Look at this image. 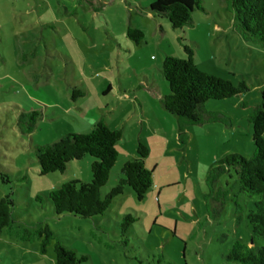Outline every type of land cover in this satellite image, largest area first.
<instances>
[{"label":"rangeland","instance_id":"rangeland-1","mask_svg":"<svg viewBox=\"0 0 264 264\" xmlns=\"http://www.w3.org/2000/svg\"><path fill=\"white\" fill-rule=\"evenodd\" d=\"M154 1L0 0V173L3 167L14 177L13 187L0 179V200L14 188L18 224H47L65 247L88 257L83 264H237L225 258L235 241L264 245L247 225L252 199L239 192L233 171L213 178L212 198L204 197L210 166L254 152L251 116L264 105V47L235 31L223 0H203L193 26L179 30L149 16ZM129 29L143 32L140 44ZM183 45L204 73L248 86L239 96L209 101L201 124L179 120L162 104L169 93L162 62L186 58ZM31 112L38 114L34 122ZM100 118L124 134L103 193L122 177L123 164L138 157L139 142L149 149L145 167L153 186L142 201L126 188L91 220L56 218L50 202L41 205L36 196L69 181L90 182L93 159L40 176L34 147L87 134ZM127 215L137 221L124 248L120 225ZM0 264H56L53 244L42 254L40 240L22 242L4 230Z\"/></svg>","mask_w":264,"mask_h":264},{"label":"trees","instance_id":"trees-1","mask_svg":"<svg viewBox=\"0 0 264 264\" xmlns=\"http://www.w3.org/2000/svg\"><path fill=\"white\" fill-rule=\"evenodd\" d=\"M225 11L232 16L233 28L245 41L264 47V0H223ZM195 10L204 12L203 0H155L150 6V13L157 18L167 20L173 30L193 26L192 14ZM128 36L136 44L143 41L141 30H128ZM186 58L165 56L162 62V76L169 87V93L163 98V107L179 120L193 124H201L207 114L205 105L209 101H222L244 94L248 86L244 81L234 85L229 79L211 76L204 73L195 64L194 50L183 45ZM31 115V116H30ZM36 112L28 114L32 122ZM24 117V116H23ZM253 126L254 152L248 157L230 154L210 166L207 177L209 191L205 202L212 198V180L216 176L233 171L236 176L239 192L252 199L253 207L246 214L247 225L251 233L264 240V105L251 116ZM32 132L33 125L25 127ZM124 138L121 129H111L104 118H100L91 132L74 133L61 137L52 145L35 146L34 155L39 165L40 176L64 173L70 162L80 161L90 156L91 181L84 183L78 180L69 181L49 192L47 196L37 195L35 201L43 204L48 200L50 210L56 218L73 216L91 220L102 216L113 201L121 196L126 188H131L138 200L142 201L153 186V175L145 167V159L149 149L139 142L137 158L127 161L121 168V178L107 193L103 188L109 181L112 168L118 160L117 144ZM0 179L6 186H14L12 173L1 167ZM24 181L25 177L16 178ZM0 200V235L6 230L22 242L40 240V251L45 254L53 244L56 264H83L87 256L65 247L50 227L36 223V228L21 227L19 218L14 214V188ZM221 198L216 201L221 209ZM237 210L240 206L236 203ZM43 209V206H41ZM137 221L131 215L123 218L120 225V243L127 247L130 225ZM111 247L110 245H108ZM113 248V247H112ZM226 261L237 264H264V245L248 247L241 241H235L226 255Z\"/></svg>","mask_w":264,"mask_h":264},{"label":"crops","instance_id":"crops-1","mask_svg":"<svg viewBox=\"0 0 264 264\" xmlns=\"http://www.w3.org/2000/svg\"><path fill=\"white\" fill-rule=\"evenodd\" d=\"M40 1H43V0H40ZM149 16H154V14H152V13L149 12Z\"/></svg>","mask_w":264,"mask_h":264}]
</instances>
